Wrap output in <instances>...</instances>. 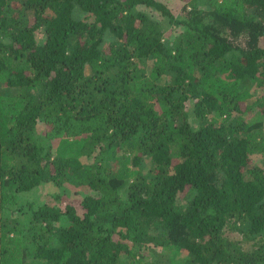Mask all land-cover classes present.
<instances>
[{"label":"trees","instance_id":"1","mask_svg":"<svg viewBox=\"0 0 264 264\" xmlns=\"http://www.w3.org/2000/svg\"><path fill=\"white\" fill-rule=\"evenodd\" d=\"M180 1L0 0V264H264V0Z\"/></svg>","mask_w":264,"mask_h":264},{"label":"rangeland","instance_id":"2","mask_svg":"<svg viewBox=\"0 0 264 264\" xmlns=\"http://www.w3.org/2000/svg\"><path fill=\"white\" fill-rule=\"evenodd\" d=\"M164 4H166L168 7L172 9V11L177 14L180 11L181 6L183 5V2L180 0H160ZM84 17L83 14H81L80 18ZM154 19L159 22H161L162 26V34L160 36V39L164 42L167 43L172 35L171 31V26H168L166 23L165 18L161 17L158 15V13L154 12L153 13ZM37 31L36 33V38L38 41L42 42L44 38V32ZM148 62H145V65H147ZM250 90L254 95H259L261 93H264V87H254L253 85H249ZM1 90L6 89V86L3 85V87L0 88ZM7 93L6 94H13L10 90H5ZM8 96V95H6ZM264 126V124H263ZM264 130V127H263ZM37 131L39 133H42L45 131L44 129V124L40 123V125L37 128ZM81 162L83 165H88L93 161V155L90 157L82 156L80 157ZM252 164L260 165L264 167V157H261L260 155H255L252 158ZM146 164L144 163L142 166V170H146ZM5 195H4V200L6 207L8 206V210H10L8 213L12 216H16L18 220L20 217L23 216L21 214V210L25 209L28 205H31L32 207H37L42 204H47V205H56L60 208H63L64 205L66 204H74V206L77 205V199L81 196L79 191H76L74 187L71 185L67 184L64 185L63 187H55L51 185V183L40 185L38 187H35L32 190L29 191H22V192H16L13 187H5ZM15 209H20L18 210L17 213L12 212V210ZM233 235V234H232ZM237 236V234H234ZM23 244H27V240L22 239ZM161 251L159 248H156L155 251ZM159 256L155 253H151L148 255L147 260L151 261L153 259H157ZM33 258H27L26 262L28 263H33L34 261L32 260ZM131 261V258L129 256L123 255L120 258L119 264H125L129 263Z\"/></svg>","mask_w":264,"mask_h":264}]
</instances>
